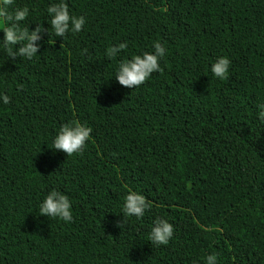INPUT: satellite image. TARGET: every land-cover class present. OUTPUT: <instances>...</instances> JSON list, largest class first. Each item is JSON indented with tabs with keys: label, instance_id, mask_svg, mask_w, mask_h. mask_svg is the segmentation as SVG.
<instances>
[{
	"label": "trees",
	"instance_id": "trees-1",
	"mask_svg": "<svg viewBox=\"0 0 264 264\" xmlns=\"http://www.w3.org/2000/svg\"><path fill=\"white\" fill-rule=\"evenodd\" d=\"M54 2L13 0L43 31L31 59L0 50V264H264V0H65L86 19L65 37L47 23ZM156 40L161 70L120 85L117 64ZM73 121L91 129L84 149L51 148ZM52 188L70 222L39 214ZM129 189L149 203L139 219L121 213ZM157 217L174 228L158 247Z\"/></svg>",
	"mask_w": 264,
	"mask_h": 264
},
{
	"label": "clouds",
	"instance_id": "clouds-1",
	"mask_svg": "<svg viewBox=\"0 0 264 264\" xmlns=\"http://www.w3.org/2000/svg\"><path fill=\"white\" fill-rule=\"evenodd\" d=\"M49 19L47 23L51 26V32L55 35L65 37V34L79 33L86 23L84 15L70 14L68 4L65 0L51 3L46 9ZM29 15V8L26 6H14L13 0H0V32L3 33L0 39V50L7 57L20 55L23 58L31 59L37 54L38 45L33 42L39 39L38 33L43 31L40 23L34 28L21 26L22 21ZM49 31V29H48ZM21 43L16 52H13V45ZM127 47V42L117 43L106 49V56L109 58L118 55L120 50ZM165 47L158 40L152 42L151 51H143L140 54H132L130 59H122L115 68V79L120 85L132 88L141 85L152 72L161 70L159 60L165 55ZM231 61L226 55L218 56L210 66L213 76L221 80L228 75ZM10 97L0 92V103L8 104ZM258 118L264 120V103L257 105ZM90 127L78 123L69 122L62 124L52 137L53 149L61 150L67 155L80 153L89 139ZM149 203L145 196L139 191L129 189L123 197L121 213L124 219L128 217L141 218L148 209ZM39 214L49 218H57L64 222L72 220L71 201L69 197L52 188L48 191L38 204ZM173 225L167 219L157 217L148 232V241L153 246L167 245L173 236ZM204 264H217V255L210 253L204 257Z\"/></svg>",
	"mask_w": 264,
	"mask_h": 264
}]
</instances>
